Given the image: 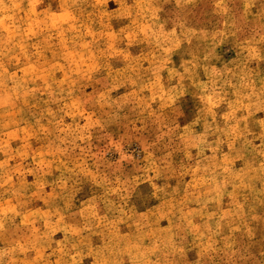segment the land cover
Instances as JSON below:
<instances>
[{"label":"rangeland","instance_id":"1","mask_svg":"<svg viewBox=\"0 0 264 264\" xmlns=\"http://www.w3.org/2000/svg\"><path fill=\"white\" fill-rule=\"evenodd\" d=\"M0 264H264V0H0Z\"/></svg>","mask_w":264,"mask_h":264}]
</instances>
